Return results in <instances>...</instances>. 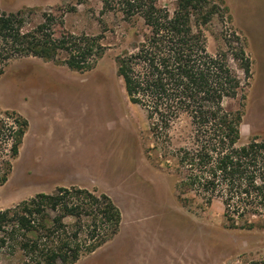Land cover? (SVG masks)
I'll return each mask as SVG.
<instances>
[{"label": "rangeland", "instance_id": "374dc122", "mask_svg": "<svg viewBox=\"0 0 264 264\" xmlns=\"http://www.w3.org/2000/svg\"><path fill=\"white\" fill-rule=\"evenodd\" d=\"M103 1L0 0L2 14L35 10L32 26L41 22L43 12L57 8L64 15L62 32H105L103 43L110 47L87 73L37 58L13 61L5 69L0 112H17L30 127L12 174L0 187V211L58 188L109 196L125 215L124 228L77 264H243L264 259V219L252 218L251 230L232 228L220 200L209 205L188 194L182 196L187 201H179L177 178L166 167L164 152L155 149L147 114L130 103L117 75L115 58L132 42V33L144 30L143 22L133 28ZM208 1L218 9L204 27L208 51L228 52L226 40L236 36L252 62V77L246 80L230 59L242 87L224 105L243 112L242 143L264 139V0ZM176 3L161 0L159 5L173 12ZM71 7L76 11L68 12ZM189 131L186 119L178 122L174 143L183 142ZM131 213L140 216L132 224ZM0 264L24 263L17 251L6 249Z\"/></svg>", "mask_w": 264, "mask_h": 264}, {"label": "trees", "instance_id": "16d2710c", "mask_svg": "<svg viewBox=\"0 0 264 264\" xmlns=\"http://www.w3.org/2000/svg\"><path fill=\"white\" fill-rule=\"evenodd\" d=\"M160 1H103L133 28L138 21L144 25L116 56L117 75L130 103L147 114L155 149L164 152L166 167L177 178L179 201H187L182 196L188 194L209 205L220 200L232 228L251 230L252 218L264 219V139L242 143L243 112L224 105L242 87L230 59L246 80L252 77L251 59L236 36L226 40L228 52L208 51L204 27L218 14L208 0H177L173 12ZM56 11L43 12L36 26L31 22L35 10L0 13V77L20 59L37 58L87 73L105 57L110 49L103 43L105 32H62L64 15ZM183 119L190 131L175 144L172 131ZM29 127L19 113L0 112V187L12 174ZM121 224V210L109 196L58 188L0 211V255L12 249L24 264H77L118 235ZM243 264H264V259Z\"/></svg>", "mask_w": 264, "mask_h": 264}, {"label": "crops", "instance_id": "0c3cea01", "mask_svg": "<svg viewBox=\"0 0 264 264\" xmlns=\"http://www.w3.org/2000/svg\"><path fill=\"white\" fill-rule=\"evenodd\" d=\"M67 133L65 132L64 133V135H66ZM73 146V145H72ZM63 153H64V151H62ZM71 153V152H70ZM70 153H68V154H70ZM64 159H65V156H63V158L62 159H60L61 161L63 160L64 161ZM73 186H76V185H74L73 184ZM120 210H121V213H122V224H121V227H120V231H121V229L122 228H124V224H125V220H126V218H125V215L123 214V212H122V209L120 208V207H118ZM131 217H133V218H131ZM134 217L136 218V217H140V216H137V214H133V213H131V216L129 217V223L130 224H132L133 222H135L136 220L134 219ZM130 224H129V226H130ZM119 231V232H120ZM141 234H143V233H140V235ZM117 236V235H116Z\"/></svg>", "mask_w": 264, "mask_h": 264}]
</instances>
